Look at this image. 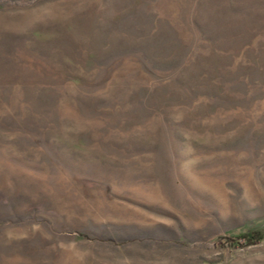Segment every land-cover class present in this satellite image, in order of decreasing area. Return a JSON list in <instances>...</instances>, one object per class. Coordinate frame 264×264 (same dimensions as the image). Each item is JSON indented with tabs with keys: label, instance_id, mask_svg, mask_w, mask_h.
I'll return each instance as SVG.
<instances>
[{
	"label": "rangeland",
	"instance_id": "rangeland-1",
	"mask_svg": "<svg viewBox=\"0 0 264 264\" xmlns=\"http://www.w3.org/2000/svg\"><path fill=\"white\" fill-rule=\"evenodd\" d=\"M0 264H264V0H0Z\"/></svg>",
	"mask_w": 264,
	"mask_h": 264
},
{
	"label": "trees",
	"instance_id": "trees-1",
	"mask_svg": "<svg viewBox=\"0 0 264 264\" xmlns=\"http://www.w3.org/2000/svg\"><path fill=\"white\" fill-rule=\"evenodd\" d=\"M231 239V238H229ZM235 240H243L246 245H252L257 241L262 240V236L259 233L253 232L251 234H242L237 237H234Z\"/></svg>",
	"mask_w": 264,
	"mask_h": 264
}]
</instances>
